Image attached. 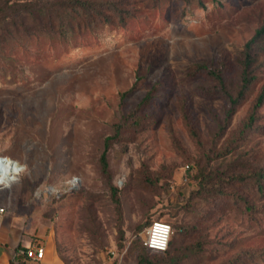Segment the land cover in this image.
<instances>
[{"label": "rangeland", "instance_id": "1", "mask_svg": "<svg viewBox=\"0 0 264 264\" xmlns=\"http://www.w3.org/2000/svg\"><path fill=\"white\" fill-rule=\"evenodd\" d=\"M83 1L0 25V215L58 264H137L158 219L180 253L152 264H264V52L232 113L202 67L237 95L264 0Z\"/></svg>", "mask_w": 264, "mask_h": 264}, {"label": "trees", "instance_id": "2", "mask_svg": "<svg viewBox=\"0 0 264 264\" xmlns=\"http://www.w3.org/2000/svg\"><path fill=\"white\" fill-rule=\"evenodd\" d=\"M12 0H0V25L6 21L8 17H12L15 22V26H17L18 18L21 16L23 17L24 12H31L35 5L29 3L32 2L30 0L29 2L26 0L23 2L16 0L15 3L11 4ZM76 4L80 5L82 8L88 7V1L83 0H76ZM264 52V21L262 26L255 32L254 36L245 44V48L243 51V58L240 60L241 62V75H242V86L237 95H232L228 89L225 88V80L224 76L221 70L214 69L208 66L203 65V68L209 69V74H211L224 88V92L227 95L229 102L232 106V109H230V112L232 113L239 104V102L243 99L244 94L246 90L249 88L251 83L255 80L254 75V64L257 61V56ZM150 95L146 97L141 103L140 107L143 106L146 102H149ZM264 102V90L259 95V99L257 100L256 106L259 107ZM229 112V113H230ZM248 128L251 127V122L247 125ZM111 140L112 137H108L105 140L104 144V150L100 158L102 171L106 176H109V162H108V152L111 146ZM263 174H261L262 176ZM262 181L260 180V183ZM252 209V207H251ZM159 220V219H158ZM162 221V220H160ZM152 224V223H151ZM151 226V225H150ZM42 246V245H40ZM28 247H22L20 246L17 250V254L15 258L10 262V264H26L28 263H34L37 264L38 262H32L29 260V258L26 255V251L28 250ZM141 255L138 256V263L137 264H152L150 259L148 258V249L143 244V247L141 248ZM148 250V251H147ZM23 251L24 253H21ZM177 245L175 242L172 241V237L169 243V246L165 252L159 253L164 254L165 257H168L172 261L176 260L179 257V252Z\"/></svg>", "mask_w": 264, "mask_h": 264}, {"label": "crops", "instance_id": "3", "mask_svg": "<svg viewBox=\"0 0 264 264\" xmlns=\"http://www.w3.org/2000/svg\"><path fill=\"white\" fill-rule=\"evenodd\" d=\"M23 232L22 224L17 223V221H8V216L0 215V264H10L20 246L30 247L31 238L29 239ZM44 249L46 252L45 247ZM46 254L47 257L44 256L38 262L39 264H58L49 252Z\"/></svg>", "mask_w": 264, "mask_h": 264}, {"label": "built area", "instance_id": "4", "mask_svg": "<svg viewBox=\"0 0 264 264\" xmlns=\"http://www.w3.org/2000/svg\"><path fill=\"white\" fill-rule=\"evenodd\" d=\"M6 162H2L4 168ZM186 168L188 169L189 166H187ZM4 213L5 208L1 207L0 214ZM172 234L173 228L169 223L160 220H155L152 222L151 226L146 230L144 245L149 251L156 253L165 252L169 246ZM161 245L163 246L161 247ZM21 253L24 252L21 251ZM25 253L29 260H31L32 262H39L45 256V249L43 246H36L34 248H29Z\"/></svg>", "mask_w": 264, "mask_h": 264}, {"label": "bare ground", "instance_id": "5", "mask_svg": "<svg viewBox=\"0 0 264 264\" xmlns=\"http://www.w3.org/2000/svg\"><path fill=\"white\" fill-rule=\"evenodd\" d=\"M5 168L0 170V184L10 183L17 179V175L23 169V166L11 158H6Z\"/></svg>", "mask_w": 264, "mask_h": 264}, {"label": "water", "instance_id": "6", "mask_svg": "<svg viewBox=\"0 0 264 264\" xmlns=\"http://www.w3.org/2000/svg\"><path fill=\"white\" fill-rule=\"evenodd\" d=\"M7 161V159L6 158H0V170L1 169H4V167H3V165H2V162H6Z\"/></svg>", "mask_w": 264, "mask_h": 264}, {"label": "clouds", "instance_id": "7", "mask_svg": "<svg viewBox=\"0 0 264 264\" xmlns=\"http://www.w3.org/2000/svg\"><path fill=\"white\" fill-rule=\"evenodd\" d=\"M163 245H161V247H162Z\"/></svg>", "mask_w": 264, "mask_h": 264}]
</instances>
